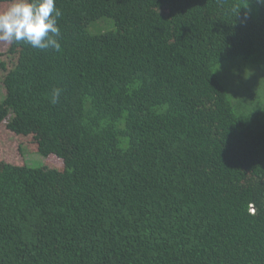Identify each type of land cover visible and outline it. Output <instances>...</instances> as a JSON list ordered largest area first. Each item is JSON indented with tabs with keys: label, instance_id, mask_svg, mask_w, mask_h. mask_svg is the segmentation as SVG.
Returning a JSON list of instances; mask_svg holds the SVG:
<instances>
[{
	"label": "trees",
	"instance_id": "1",
	"mask_svg": "<svg viewBox=\"0 0 264 264\" xmlns=\"http://www.w3.org/2000/svg\"><path fill=\"white\" fill-rule=\"evenodd\" d=\"M55 4L0 54V264H264V3Z\"/></svg>",
	"mask_w": 264,
	"mask_h": 264
},
{
	"label": "clouds",
	"instance_id": "2",
	"mask_svg": "<svg viewBox=\"0 0 264 264\" xmlns=\"http://www.w3.org/2000/svg\"><path fill=\"white\" fill-rule=\"evenodd\" d=\"M60 16L55 0H11L6 10H0V41L26 42L41 50H59L56 37L60 35L57 26ZM59 96L60 89H53L52 102Z\"/></svg>",
	"mask_w": 264,
	"mask_h": 264
},
{
	"label": "rangeland",
	"instance_id": "3",
	"mask_svg": "<svg viewBox=\"0 0 264 264\" xmlns=\"http://www.w3.org/2000/svg\"><path fill=\"white\" fill-rule=\"evenodd\" d=\"M98 24V23H97ZM10 47V43L0 41V54H5ZM3 72L0 70V77L3 76ZM4 94V90L1 89L0 91V99ZM32 138L27 137H17L16 141L12 144H10V149L8 150L7 147H4L2 151H0V160H19V156L17 154V147L20 143L26 145L25 146V153L28 151V148L30 147V150H32L33 146L31 144ZM3 157V158H2ZM26 162L28 166H36V165H42L45 163V159H43L40 155H32L30 153H27L26 156ZM48 161L52 162L56 166H62V163L60 160H57L55 158H50Z\"/></svg>",
	"mask_w": 264,
	"mask_h": 264
}]
</instances>
